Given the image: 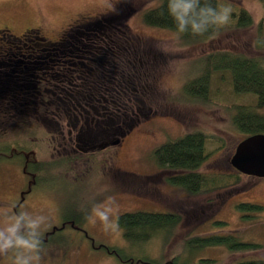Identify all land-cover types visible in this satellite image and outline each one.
<instances>
[{
  "label": "rangeland",
  "instance_id": "374dc122",
  "mask_svg": "<svg viewBox=\"0 0 264 264\" xmlns=\"http://www.w3.org/2000/svg\"><path fill=\"white\" fill-rule=\"evenodd\" d=\"M160 1L129 0V3L126 2L128 7L120 6L125 13L118 22L112 21L105 26L107 36L104 32L105 35L100 38L104 47H95L100 53V58H97L102 62L103 59L111 63L127 57L124 66L133 71L129 76L134 78L131 79L134 86L128 88L129 91L125 88L121 95H117V86L111 87L109 82H105L109 86L108 95L116 89V100L131 98L124 107L126 112L118 115L111 111L113 105L108 104L106 99L103 105L106 110L88 112V119L90 116L95 121L99 120V126L106 133L110 134L111 128H116L112 140L118 139V142L108 144L106 148L88 147L83 153L75 146L79 141L74 135L69 136L72 138L70 145L65 140L57 148L49 130L37 121L24 125L16 119L7 125L9 129H6L7 122L4 124L0 133V149L5 154L0 155V207L16 206L22 200L18 208L22 206L33 217L44 215L49 220L42 226L41 234L51 230V225L58 223L56 220L61 216L62 219L79 221L93 239L94 247L89 245L88 248H84L77 239L75 242L64 241L61 249L44 245L42 264H151L149 259L158 264H170L175 257L178 260L190 259L196 264H233L244 259H264V177L241 174L239 182L230 188L189 194L167 181L171 170L158 167L152 155L153 149L168 139L190 131H203L208 135L206 147L211 153L200 170L209 174L234 172L229 158L244 134L233 125L232 115L239 105H254L256 96L233 90L231 75L222 67V57L209 61L206 57L228 52L257 57L264 62L262 2L216 0L218 5L232 9L228 24L211 38L185 42L181 35L177 36L176 30L145 23L143 13ZM115 2L0 0V43L4 42L6 33L18 36L31 27L37 28L49 41H55L75 22L94 21L114 12L112 6ZM241 8L248 11L253 20L251 25L242 28L234 23ZM6 26L9 31H6ZM133 40H136V44L132 43ZM24 41L21 40L20 44ZM123 47L128 49L124 50ZM10 67L15 66L12 63ZM208 68L212 71L206 84L196 87L192 95L188 94L185 84L206 74ZM12 72L13 77L17 78L16 83L21 82L18 78L21 76H16L15 70ZM4 88L5 85L0 83V90ZM99 108L102 109L101 106ZM254 109L264 114V106H255ZM109 114L112 118H109ZM79 119L83 123L82 118ZM68 128L63 124L65 134L61 138H69L66 135ZM17 140L20 147L27 151L25 155L28 161L39 160L41 165H45L43 176L48 174V177L42 178L41 182L49 183L48 193H26L22 199L30 177L24 172L26 167L19 155L11 157L10 150L5 153V149L17 146ZM62 146L70 153L75 150L74 154L77 151L88 154L87 158L90 159L84 158L71 164L63 162L59 159L65 158L60 151ZM108 196L115 197L113 206L118 208L116 216L137 210L173 211L180 213L182 219L169 232H158L143 244H133L123 238L121 229L106 232L99 221L90 224L85 220L92 204ZM241 202L262 205L263 209L242 210L236 206ZM216 220L225 221L226 227L216 226ZM69 229L70 224H67L53 236L59 237ZM214 233H232L237 240L258 246L251 250H232L225 244L192 248L187 245L191 238ZM106 247L119 249L132 262L120 260ZM203 258L213 261L204 263L200 260ZM0 264H9V261L0 257Z\"/></svg>",
  "mask_w": 264,
  "mask_h": 264
},
{
  "label": "trees",
  "instance_id": "16d2710c",
  "mask_svg": "<svg viewBox=\"0 0 264 264\" xmlns=\"http://www.w3.org/2000/svg\"><path fill=\"white\" fill-rule=\"evenodd\" d=\"M260 1L264 8V0ZM126 2L129 3V0H120L117 6L119 10L116 9L114 11L115 13L111 12L101 19H96L94 21L86 20L84 22H75L71 24L64 30L57 41H49L45 35L38 32V29H34L33 34L28 35L26 39H22L11 33H6L3 37L4 42L0 43V54L6 56V60H12L11 62L15 67H10L11 65L2 66L0 63V83L2 86L5 85L6 87L5 107L3 105V98L1 99L0 97V100H2V103L0 102V133H2L6 122V129H9L7 125L14 122L16 119L20 120L24 125H27V122L31 124V122L34 123L37 121L40 126L45 127L47 131L49 130L52 141H55V144L57 143L56 147L60 148V145L64 143L63 141L66 140L69 145L71 144L70 141H72L68 133H66V135L69 138H61V136L65 134L63 124L71 128L72 124H65V122L88 117L84 112L85 107L95 106L97 112L98 109L100 112H103L106 110L103 109L106 99L108 104L113 105V108H110L111 111H115L118 115H122L123 112L127 111L124 107L126 102L128 103L131 101V98H124L122 101L116 100L115 97H118L116 96V89L108 95L109 86L105 84L113 74L114 78L109 80L112 81L110 82L111 87L112 85L117 86V95H121L122 92L125 91V88L128 91V88H133L134 83L131 79L134 78L129 76L133 71L124 66L125 61L128 60L126 59L127 57H121L118 61L114 60L108 63L105 68H102L103 71L112 73H109V77L103 76L101 78V83L99 82L100 80L95 79L93 76L91 77L89 74L82 73L81 65V55H83L82 49L84 48L82 45L89 47L92 52V56L91 54H87V56L89 58L92 57L91 59L95 62L98 61L100 53L96 51L95 47L96 45L104 47L100 38H102V35H105V33L107 36L105 26L112 21L118 22V19L122 17V13H125V11L120 10V6H127ZM167 3L168 0H161L156 6L147 9L143 13L145 23L156 27L176 30L175 22L168 13ZM211 3L217 5L216 0H211ZM252 21L250 13L244 8H241L238 19L234 23L237 27L242 28L251 25ZM84 29L87 31H84ZM219 30L220 28L216 33ZM181 36L185 42L209 38L208 36H192L190 33L181 34ZM21 40L26 41L20 44ZM132 43L136 44V40H133ZM123 48L124 50L128 49L125 47ZM118 49L119 48L116 50ZM97 56L99 58H97ZM218 56L222 57V67L231 75L230 83L233 90L235 92L253 93L256 96L254 105H239L237 106L236 112L232 115L233 125L241 134H244L241 139L251 134L264 133V114L258 113L254 109L255 106H264V68L260 67L262 60L253 56L231 54L228 52L210 54L206 59L209 61L218 58ZM224 58L226 59L223 60ZM28 61H32V63ZM103 62L102 66L107 61L103 59ZM123 67H125V69ZM31 68L33 71L37 69L38 75L34 77L29 75L22 77L23 90L20 93H15L12 89H15L17 79L10 76L13 74V72L10 71L16 70L15 73H19L18 71H24L25 69L32 71ZM211 71L210 68H208L206 74L197 76L186 83L185 88L187 93L192 95V91H194L196 87L201 86L203 83L205 85ZM5 72H7V76L4 75ZM32 83H35L39 90L34 100L30 98L28 93H25L26 90L24 89V85H32ZM10 90L12 91L10 92ZM193 96L198 95L193 94ZM112 98L114 103H112ZM34 102H36L37 105H34ZM100 106L102 109L99 108ZM108 116H110V114ZM89 118L91 117L89 116ZM109 118H112V116ZM207 141L208 135L205 132L190 131L177 138L168 139L156 146L153 149L152 155L158 167L171 170L170 174H168L167 181L181 187L189 194L208 193L217 189L235 186L240 180L239 177L241 173L233 167L234 172L228 173L216 172L209 174L200 170L211 153L206 147ZM15 145L17 146L5 149V153L10 150L9 153L11 152V157L19 155L21 159H23V164L27 170L37 171L41 175L40 177L43 178L45 176H43L44 170L46 169L45 165H41L42 162L39 160L25 163L26 160L24 156L27 151L25 148L20 147L21 145L18 140L15 142ZM71 148H73V146H71ZM71 148L70 150H72ZM60 151L64 154L65 158L59 159L63 162L67 161L69 164L73 163L74 161L72 160L79 156L84 158L88 156V154H79L78 152L74 154L75 152L73 151L70 153L63 149V146ZM3 154L4 150L0 151V155L4 156L5 154ZM48 165H50V170L52 164L50 163ZM236 206L242 210L263 209L262 205L248 202H241ZM118 217L123 238L133 244H143V242L150 240V238L158 232H169V230L176 226L182 219L181 214L178 212H149L142 210L126 211L120 213ZM214 224L224 228L227 225V223L222 220H216ZM187 243L191 248L225 244L232 248V250H251L258 246L254 243L239 241L232 233H214L207 236H196L188 240ZM106 249L110 252L113 251L120 260L132 262L131 259L124 256L119 249L114 250L111 249V247H106ZM149 260L152 262L151 264H158L152 259ZM200 260L204 263L210 262L209 260L213 261L212 259L204 258ZM170 264L196 263L192 262L190 259L178 260V258L175 257ZM233 264H264V259H244L235 261Z\"/></svg>",
  "mask_w": 264,
  "mask_h": 264
},
{
  "label": "clouds",
  "instance_id": "9594fccd",
  "mask_svg": "<svg viewBox=\"0 0 264 264\" xmlns=\"http://www.w3.org/2000/svg\"><path fill=\"white\" fill-rule=\"evenodd\" d=\"M116 0L112 10H116ZM168 13L175 22L177 36H208L211 38L222 26L228 24L232 9L229 6L214 5L211 0H168ZM264 68V62L260 64ZM115 197L92 204L85 215L90 224L97 221L107 231H119L118 208ZM47 222L44 215L33 217L21 207H0V257L9 264H42L44 241L41 228Z\"/></svg>",
  "mask_w": 264,
  "mask_h": 264
},
{
  "label": "flooded vegetation",
  "instance_id": "af4514ba",
  "mask_svg": "<svg viewBox=\"0 0 264 264\" xmlns=\"http://www.w3.org/2000/svg\"><path fill=\"white\" fill-rule=\"evenodd\" d=\"M34 29H37V28H32V27L26 28L18 36L21 37L22 39H24V37L26 38L28 35L33 34ZM6 31H9L7 26H6ZM0 33H1V28H0ZM57 40H55V41H57ZM0 47H1V45H0ZM82 47H84L82 49L83 55H81L82 73L89 74L91 77L93 76L95 79L100 80L99 82L101 83V78L103 76L109 77V75H110L109 73H112V72L107 73V72L103 71L102 70V64L104 62H102L101 59H98V61L95 62L93 59H91L92 57L89 58L87 56V54H91V56H92V52H91L90 48L85 46V45H82ZM6 58H7L6 56L0 54V63L2 64V66L12 65V62H11L12 60H6ZM28 62L32 63V61H28ZM105 63H107V62H105ZM26 68H27V65H26ZM31 70H32V68H31ZM36 70L30 71L28 69H25L24 71L22 70V71H18L19 73H16V76H21V77H18V78H20L21 82L17 81L16 86H15V93H20L23 90L22 76L23 75H24V77H26L27 75H29L31 77L37 76L38 72ZM10 72H12V71H10ZM15 72H16V70H15ZM6 73L7 72L4 73L5 76H7ZM10 76H13V75H10ZM111 78H114L113 74L109 77V79H111ZM109 79L107 81L109 83L112 82ZM24 89L26 90L25 93H28V95L30 96L31 99L33 98L32 100H34L39 93L38 86L35 83H32V85H29V84L24 85ZM0 97H1V99L3 98V102H4L3 105L5 107V98H6L5 88L3 90L2 89L0 90ZM0 102L2 103V100H0ZM19 104H21V103H19ZM33 104L37 105L36 102H34ZM90 110L96 111L94 107H88V108L85 107L84 108V112H85L86 116L89 115L88 112ZM78 120H80V119H75L74 121L69 120L65 123L66 124H69V123L72 124L71 125L72 127L67 129V133L71 137H73V135H74L76 140L79 141L78 143L75 144V146L79 147L80 151H83V153L86 152L85 150L88 147H89L88 149H92V148L97 147V146L98 147L105 146L104 148H106V146L108 144L112 145V144L118 142V139L112 140V138L114 137L113 135L117 132L116 128L112 127L111 133L108 134V133H106V130L102 129L101 125L99 126V123H98L99 120L95 121L93 118L88 119V117L82 118L83 123H81ZM73 151H75V150H73ZM80 151L79 152L77 151V152L79 154H83ZM94 153L95 152H93V154ZM25 157H26L25 163H27L28 162L27 155H25ZM85 159L87 160L88 158H85ZM89 159H90V157H89ZM78 160H84V157L80 156V157L75 158L74 163L78 162ZM24 169H25L24 172H26V174L30 177V179L28 180L27 189L23 191L22 199L25 198L26 193H30L33 195H41V194H45V193L49 192V190H50L49 189V186H50L49 183L46 182V184H45L44 182H41V180H43V179L40 177V174L37 171H29L26 168H24ZM46 177H48V174H47V176H44L43 178L45 179ZM20 202L18 204H16V207L21 204ZM47 221H49V220H47ZM56 221H59V222L53 223L51 225V230L44 231L41 234V237L44 241L45 246L49 245L48 246V248H49L50 245L51 246L53 245L54 247L61 249L63 244H64V241L65 242H75L77 239V241L81 242V245L84 248H88L89 245L91 247H94L93 239L88 235L87 231L82 226H80L79 221H77L76 219H62L61 216H59L58 220H56ZM67 224H70L69 230L64 231V233H62L59 237L53 236L56 232L65 228ZM85 239L88 240V242H86ZM108 252H110V251H108ZM60 264H66V263H60Z\"/></svg>",
  "mask_w": 264,
  "mask_h": 264
},
{
  "label": "water",
  "instance_id": "95a60500",
  "mask_svg": "<svg viewBox=\"0 0 264 264\" xmlns=\"http://www.w3.org/2000/svg\"><path fill=\"white\" fill-rule=\"evenodd\" d=\"M229 163L241 174L264 177V133L251 134L239 140Z\"/></svg>",
  "mask_w": 264,
  "mask_h": 264
}]
</instances>
